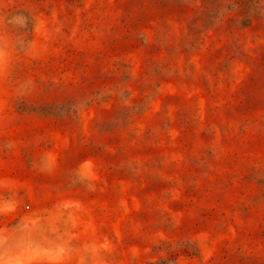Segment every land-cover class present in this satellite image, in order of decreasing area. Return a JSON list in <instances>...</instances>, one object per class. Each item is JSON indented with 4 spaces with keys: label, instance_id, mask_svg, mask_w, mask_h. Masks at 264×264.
I'll list each match as a JSON object with an SVG mask.
<instances>
[{
    "label": "rangeland",
    "instance_id": "1",
    "mask_svg": "<svg viewBox=\"0 0 264 264\" xmlns=\"http://www.w3.org/2000/svg\"><path fill=\"white\" fill-rule=\"evenodd\" d=\"M0 264H264V0H0Z\"/></svg>",
    "mask_w": 264,
    "mask_h": 264
}]
</instances>
